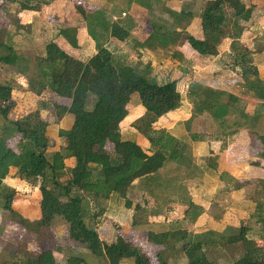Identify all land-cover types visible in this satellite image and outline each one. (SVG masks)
<instances>
[{
  "label": "trees",
  "instance_id": "trees-1",
  "mask_svg": "<svg viewBox=\"0 0 264 264\" xmlns=\"http://www.w3.org/2000/svg\"><path fill=\"white\" fill-rule=\"evenodd\" d=\"M224 1L232 11L230 21ZM20 5L23 9L38 8V4L34 6L28 2ZM74 5L87 24L99 23L109 30L111 37L120 41L129 36L130 32L118 23L107 26L105 16L90 5L78 1ZM251 17L252 6H246L243 0H205L200 13L204 38L185 34V39L198 54L214 56L219 52L220 40L229 38L227 65L264 110V82L252 61L254 49L242 39L245 26L239 23L249 21ZM91 34L96 40V52L86 60L55 41L46 44L44 55L37 56L35 60L41 74L28 82L29 90L40 100L27 117L9 118L13 87L0 82L2 208L10 211L16 217L14 223L26 228L24 230L29 233H39L42 228L53 227L56 220H63L70 240L83 246L93 256L102 258L101 262L94 264H121L127 259H131L132 264H154L145 251V244L139 245L128 239L119 225L111 226L114 230L111 235L108 234L110 231L101 234L89 227L86 219L97 221L105 211L107 201L115 195L124 198L125 205L130 207L126 191L132 182L140 177L155 175L175 158L177 140L163 128H153L152 124L154 119L178 108L182 96L177 90L176 80L159 84L148 79L147 69H137L129 64L120 66L112 51L97 42L94 32L91 31ZM3 47L7 49L0 54V63L16 66L18 54L9 46ZM134 94L152 116L146 123L138 120L133 124L138 135L149 142L151 149L137 140L120 137L121 122L128 113L127 105ZM189 95L193 113L205 112L217 123L215 134L225 136L230 130L243 128L256 135L264 146V113L250 114L242 107L240 97L198 83L191 85ZM65 115H71L72 124L67 129L58 130L60 150L48 151L52 141L47 127ZM11 137L17 138L16 149L8 143ZM11 168H14L12 174ZM7 178H19L37 187L40 197L32 223H28L19 210L13 209L15 190L2 189ZM189 205L190 208L198 207L193 203ZM137 208L138 205H135ZM24 212L28 214L25 209ZM254 218L261 219L264 226V198L257 203ZM233 231L220 235L216 240L210 239V242L191 238L185 227L147 230L145 234L147 241L160 250L183 252L188 259L187 264H220L207 250L214 245L242 246L243 253L231 264H264V241L255 244L248 236L250 227L245 224H240ZM207 233L213 234L214 231ZM47 242H39L40 246L36 249L25 248L19 259L11 264H55L53 252L59 248L50 246L51 240ZM67 263L89 264L81 256H70ZM157 264L168 262L157 256Z\"/></svg>",
  "mask_w": 264,
  "mask_h": 264
},
{
  "label": "crops",
  "instance_id": "crops-1",
  "mask_svg": "<svg viewBox=\"0 0 264 264\" xmlns=\"http://www.w3.org/2000/svg\"><path fill=\"white\" fill-rule=\"evenodd\" d=\"M69 1L71 0H39L38 8L31 10L18 7V11H21L19 15L30 11L41 15L43 3L46 5L47 2L51 7L58 5L61 15L67 17L68 14L73 15L77 11L74 3L70 5ZM76 1L97 8L96 11L105 16L107 26L115 22L134 35L136 42L128 47L126 42L111 37L109 30H102V25L97 24L98 27L95 25L93 32L97 42L112 51L117 61L120 62L121 53L127 60V62L124 60L126 65L147 69L148 75L155 77L160 75H166L169 79L172 77L171 80L177 81V90L184 102L178 108L154 119L156 122L152 124L153 128H163L177 140L178 151L175 158L169 160L155 175L140 177L132 182L126 191V198L131 202L130 207L125 205L124 198L112 196L107 201L108 211L105 206L108 217H113L111 219L114 223L123 230L126 225L134 228L138 223L147 222L151 226L145 229V232L185 227L189 232L194 229L200 233L210 230L222 233L227 226H239L244 220L254 221L256 205L263 199L258 197V191L256 192V188L253 187L264 176L262 155L264 146L256 135H251L243 128L230 130L225 136L215 134L218 130L217 123L205 112L194 114L189 95L191 85L198 83L232 93L242 101L246 100L247 102L245 104L242 102L241 105L250 114L264 113L261 103L245 90L244 85L240 86L242 80L235 76L227 65L229 57L226 53L229 52L231 41L229 38L220 40L219 52L214 56L198 54L185 39V34L204 38L200 13L205 0H143L142 5L132 2L126 7L129 14L127 20L117 14L115 4L121 0ZM243 1L246 6H252L251 19L240 21V24L245 26L242 36L245 41L249 33L247 27L255 22L256 12H262L264 15V0ZM224 6L227 12L229 8L225 4ZM88 10L87 12L93 11ZM122 12L125 11L122 9ZM230 19L229 17V21ZM262 21L264 23V16ZM35 22L37 24V20ZM151 23L158 28V38L153 36ZM87 25L84 19L83 23L78 25L79 33L82 35L78 39V50L83 47V51L82 49L74 51L82 60L88 59L96 52V42L88 34ZM259 27L261 30L264 29V24H259ZM52 39L50 41L64 45L60 33ZM246 45L254 49L252 61L264 82V47H251L249 39ZM219 76L225 78L221 79L222 82H219L221 84L217 82L214 84L212 80ZM127 109L128 113L121 122V139L137 140L145 148L151 149L146 138L139 136L133 126L138 120L148 122L152 118L151 114L145 111L135 94L132 95ZM57 123L59 128L67 129L72 124V117L65 115ZM60 140L57 136V147L53 151L60 150ZM67 162L70 163V160ZM190 203L198 207L190 208ZM135 205H138L137 209ZM261 238L263 242L264 233ZM131 240H134L133 236ZM147 244L153 243L147 241L144 246ZM223 247L225 246H220ZM176 254L184 256L187 264L188 259L183 252L174 250V253L169 255ZM169 262L171 263V259Z\"/></svg>",
  "mask_w": 264,
  "mask_h": 264
},
{
  "label": "rangeland",
  "instance_id": "rangeland-1",
  "mask_svg": "<svg viewBox=\"0 0 264 264\" xmlns=\"http://www.w3.org/2000/svg\"><path fill=\"white\" fill-rule=\"evenodd\" d=\"M75 1L76 0H71L69 1V4L71 5ZM142 1L143 0L119 1V3L115 4L116 8L118 9L117 14L127 20V16L129 14L126 10V7H129L132 2L142 5ZM22 2H28L31 5L37 6L39 0H0V54H3L4 51H6L7 48L3 47L5 45V47L10 46L12 51L19 56L16 66H10L0 63V82L8 83L13 87V100L9 113L10 119L25 118L30 115V113L36 108V102H38V100L40 99L36 95H34L32 91L29 90L28 82L31 78L39 77V75L41 74L38 66H36L35 60L37 56L44 55L45 46L48 42H50V39L60 33V37L64 42V48L68 49V51L71 50L74 52L76 51V49L78 50V39L80 36H82L79 33L78 25L83 23V19L80 17L77 11L76 13H73V15L68 14V16L65 17L61 15V11L58 5H54L51 7V5L46 2V5H44L43 3V11L41 12V15H36L35 12L30 11L25 14H22L24 13L22 12L21 16L19 15L21 11H18V7L21 8L20 3ZM223 4L228 7L225 1ZM66 9L68 8H65V10ZM122 9L125 12H122ZM96 10L98 9L96 8ZM227 13L228 17L231 18L230 20H232V11L230 8L228 9ZM263 16L264 15L262 14V12H256V14L254 15V17H256L254 18L255 22H252L251 26L247 27L249 31V33L247 34V38L249 39V45H251V47H264V29L261 30V27H259V24H264L262 21ZM112 18H115V16H112ZM35 20H37V24ZM97 24L99 23H89L86 26L88 34L93 39L94 37L92 36L91 31H94V28L96 27L95 25ZM98 26L99 25H97V27ZM151 26L153 28V36L158 38V28H155L156 25H154L153 23H151ZM101 29L103 30L104 28L101 27ZM248 39L244 42L246 43ZM94 41L96 42V40ZM122 41L126 42V45L128 47H131L133 43L136 42L135 37L132 33H130L129 36ZM80 49H82L83 51V47H80L78 51H80ZM119 57L120 62H117L120 63V66L126 65L124 64L125 56L120 53ZM125 61L127 62V60ZM222 78H225V76L215 77V80L212 81H214V84H216L215 82H217V84H221L219 82H222ZM148 79L162 84L170 81L172 77H170L169 79L166 75H160L159 77L149 75ZM241 85L243 86L242 82L240 83V86ZM241 102L245 104L247 101L241 100ZM153 122H156V120H154ZM1 124H3V118L0 116V126ZM204 127L205 126H203V128ZM47 129V134L52 141L51 146L48 149L50 151H53L57 147V136L59 130L58 123L50 125ZM16 142L17 138L15 137H11L8 140L9 145L14 149H16ZM13 172L14 168H11L10 173L12 174ZM7 188L15 190V196L12 201L13 209L19 210L20 214L26 216L27 222L32 223V221L34 220L33 214L35 213L37 199H39L40 197L37 187L32 185V183L25 182V180H21L19 178H7L4 180L2 189L7 190ZM253 188H256V192L258 191L257 194L259 198H264V176L261 177L258 184H254ZM254 194L255 192L253 191L252 195ZM2 201L3 199L0 196V264H11L12 261L19 259L20 253H23L25 248L36 249L40 246L39 242H49V240H51V242L49 243L50 246L59 248V250H55L53 252L56 261L55 264H68L67 259L70 256H81L89 264H94L102 261V258L93 256L83 246L68 238L67 227L63 220H56L52 224L53 227L42 228L39 233H29V231L24 230L26 228L14 223L15 221L13 219H15L16 217L12 215L10 211H5L2 208ZM107 204L108 203H106L105 205L106 211H108ZM24 209L27 211V215L26 212H24ZM106 211H104L105 215L103 212V214L97 221H95V219L93 218H87L86 223L89 227L95 228L101 234L102 232L107 233L108 231H110V233L108 234L111 235L114 231L112 230L111 226L115 225L116 223H114V220L111 219L113 217H108L109 215ZM137 216H139V214ZM240 224L250 226L248 236L254 239L255 244H259L260 242H262L261 237L264 233V226L261 224V219L259 220L258 218H255L252 222L244 220V222H241ZM150 226L151 225H149V223L147 222H141L134 226V228L126 225V228L124 230L121 229V231L130 240L133 236L134 241L139 245L143 244L142 242L146 244L147 239L144 232L145 229H148ZM239 226H227L222 233H219V231H214L213 234H208L207 231L202 233L195 232L193 229L190 232V236L191 238H200L202 240L210 242V239L216 240L222 234H229L234 232L233 230ZM207 250L211 253V256L215 257L217 262H219L220 264H231L234 259H236L243 253V248L241 245H235L231 247L226 246L223 248L214 245ZM145 251L150 254L154 264H157V256H160L162 259L166 260L168 264H185L184 256L182 257V255L180 256L179 254H176L174 256L169 255L173 254L174 250H168V252L167 250H160L159 247L157 248L153 244H147L145 246ZM170 259L171 263L169 262ZM125 262L126 264H132L131 259H127L125 260ZM121 264H124V261Z\"/></svg>",
  "mask_w": 264,
  "mask_h": 264
}]
</instances>
